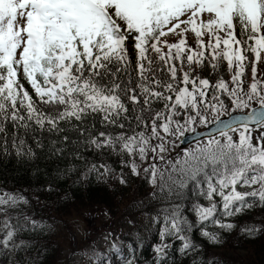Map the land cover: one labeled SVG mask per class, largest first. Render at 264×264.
Masks as SVG:
<instances>
[{
    "label": "snow or ice",
    "instance_id": "6c2138e0",
    "mask_svg": "<svg viewBox=\"0 0 264 264\" xmlns=\"http://www.w3.org/2000/svg\"><path fill=\"white\" fill-rule=\"evenodd\" d=\"M0 157L50 195L148 186L76 264H221L264 236V0H0ZM33 199L0 186V264H63Z\"/></svg>",
    "mask_w": 264,
    "mask_h": 264
},
{
    "label": "trees",
    "instance_id": "16d2710c",
    "mask_svg": "<svg viewBox=\"0 0 264 264\" xmlns=\"http://www.w3.org/2000/svg\"><path fill=\"white\" fill-rule=\"evenodd\" d=\"M177 150L179 151V148ZM41 167H45V165L41 163ZM48 171L51 169L49 168ZM41 179L43 177L35 176L27 164L18 162L14 157H0V186L6 184L9 187L28 189L34 195L33 207L36 218L42 219L48 224L65 220L75 213L87 219L90 217L93 221L94 218L104 216L103 210L106 208L110 210L109 215L113 219L109 222L112 223L116 220H124L129 215L140 218L136 216V208L132 204V200L134 197L144 196L149 190L147 185L136 182L116 192L109 191L95 182L87 187H69L66 182H60L58 195H50L40 189L39 180ZM66 192L72 199H60ZM35 197H38L39 202ZM122 217L125 218L121 219ZM247 219L250 217L241 218L237 229L223 232L219 245H206L205 255H215L220 259L221 264H264V236L248 239L238 235L239 226L244 224ZM44 239L53 243L54 251L51 259H59L65 264L64 251L60 249L56 234H48Z\"/></svg>",
    "mask_w": 264,
    "mask_h": 264
},
{
    "label": "rangeland",
    "instance_id": "374dc122",
    "mask_svg": "<svg viewBox=\"0 0 264 264\" xmlns=\"http://www.w3.org/2000/svg\"><path fill=\"white\" fill-rule=\"evenodd\" d=\"M123 218L125 217L121 219ZM137 219L144 221V217ZM123 223L124 220H116L113 223L109 222V219L105 215L100 216V218H94L92 221L90 217L87 219L75 213L65 220L53 222L52 225L56 229V239L60 245V249L64 251L65 264H76L77 257L73 256L72 252L77 246H81L87 242L86 234H90L92 239H96L107 228L118 227ZM125 228H127V225H125Z\"/></svg>",
    "mask_w": 264,
    "mask_h": 264
},
{
    "label": "water",
    "instance_id": "95a60500",
    "mask_svg": "<svg viewBox=\"0 0 264 264\" xmlns=\"http://www.w3.org/2000/svg\"><path fill=\"white\" fill-rule=\"evenodd\" d=\"M201 135H203V133L200 132V131H198V132L196 133V136H197V137H199V136H201ZM186 136H188V139L185 140V141H183V142L181 143V147H186V146H188V145H189V141L192 140V136H191V135L186 134Z\"/></svg>",
    "mask_w": 264,
    "mask_h": 264
}]
</instances>
